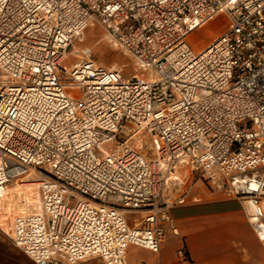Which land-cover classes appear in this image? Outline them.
I'll list each match as a JSON object with an SVG mask.
<instances>
[{"label": "built area", "instance_id": "1", "mask_svg": "<svg viewBox=\"0 0 264 264\" xmlns=\"http://www.w3.org/2000/svg\"><path fill=\"white\" fill-rule=\"evenodd\" d=\"M219 14L199 49L193 33ZM93 21L133 75L70 50ZM143 131L150 152L130 141ZM186 172L240 200L264 241V0H0V199L38 181L37 204L0 229L35 264L160 252Z\"/></svg>", "mask_w": 264, "mask_h": 264}, {"label": "crops", "instance_id": "2", "mask_svg": "<svg viewBox=\"0 0 264 264\" xmlns=\"http://www.w3.org/2000/svg\"><path fill=\"white\" fill-rule=\"evenodd\" d=\"M207 30L203 32L208 37ZM184 174L191 176L192 187L186 197L170 210L179 233L169 235L157 253L134 244L147 252L144 256L128 260L134 264L145 261L159 264H264V241L251 226L244 204L221 186L210 185L205 180V188L200 185L199 177L187 172ZM183 189L180 187L169 192V198L180 195ZM4 218L0 215L3 228L6 226ZM180 249L184 250L185 256L180 254ZM0 264L35 262L0 229ZM73 264H104V261L95 256Z\"/></svg>", "mask_w": 264, "mask_h": 264}, {"label": "rangeland", "instance_id": "3", "mask_svg": "<svg viewBox=\"0 0 264 264\" xmlns=\"http://www.w3.org/2000/svg\"><path fill=\"white\" fill-rule=\"evenodd\" d=\"M227 16H221L216 19H212L202 27H200L197 31L193 33L192 43H194L199 49L203 48L210 40L215 38L221 30L224 28L225 24H227ZM214 24V27L211 26ZM210 27V28H209ZM220 27V28H218ZM208 29V37L204 34V30ZM85 45H89L92 47L96 60L104 65H111L115 67L123 66L124 68V75L131 76L136 72V68L134 66V59L129 55L124 53V51L120 48L113 46L104 28L98 24L97 22L93 21L90 23L84 31V39L82 41H77L73 44L70 48L75 47H82ZM77 58L73 55L72 52L68 53L67 57L64 59L63 63L66 65H71ZM130 141L136 144V146H142L143 150L149 151L150 143V135L143 131L139 134L133 136ZM195 179V178H194ZM196 180V179H195ZM200 185L206 187V181L204 178L199 179ZM184 184L183 187L184 188ZM9 196H7L0 200L3 204H0V215H4L5 218L9 219L10 214L6 215L7 213H15L17 211L22 210L23 207L29 203L37 204V187H30V186H19L18 184H10L9 189L12 188ZM8 189V191H9ZM11 199L9 200V198ZM25 198V202L22 199ZM141 215V213H140ZM4 218V219H5ZM8 221V220H7ZM133 224V221H132ZM6 228V226H5ZM147 250L142 249L134 244H130L128 247V258L130 260L136 259L140 256H144Z\"/></svg>", "mask_w": 264, "mask_h": 264}, {"label": "bare ground", "instance_id": "4", "mask_svg": "<svg viewBox=\"0 0 264 264\" xmlns=\"http://www.w3.org/2000/svg\"><path fill=\"white\" fill-rule=\"evenodd\" d=\"M24 179H27V181H23L22 183H19V182H16L15 184H18L19 186H31V184H34V187H37V185H38V181H36V180H33V179H30V178H24ZM29 179V180H28ZM9 186L10 185H8V188H7V192H6V194L1 198V199H3V198H5L6 196H7V194H8V196H9V194H10V192L12 191V189L14 188V187H12V188H10L9 189ZM8 189H9V191H8ZM7 196V197H8ZM0 199V200H1ZM11 199V197L9 198V200ZM246 204L249 206V207H251V203L250 202H246ZM4 229L6 230V228L4 227Z\"/></svg>", "mask_w": 264, "mask_h": 264}]
</instances>
